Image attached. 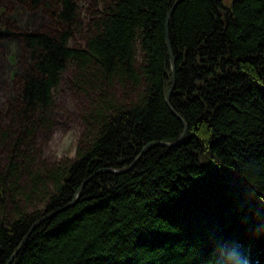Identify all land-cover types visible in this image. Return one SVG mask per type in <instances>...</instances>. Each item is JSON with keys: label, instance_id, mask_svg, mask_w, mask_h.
<instances>
[{"label": "trees", "instance_id": "obj_1", "mask_svg": "<svg viewBox=\"0 0 264 264\" xmlns=\"http://www.w3.org/2000/svg\"><path fill=\"white\" fill-rule=\"evenodd\" d=\"M2 4L53 25L0 28L26 54L0 113V264H238L237 250L264 264V0ZM172 8L170 103L187 128L166 101ZM64 81L85 97L83 129L50 162L39 140Z\"/></svg>", "mask_w": 264, "mask_h": 264}, {"label": "rangeland", "instance_id": "obj_2", "mask_svg": "<svg viewBox=\"0 0 264 264\" xmlns=\"http://www.w3.org/2000/svg\"><path fill=\"white\" fill-rule=\"evenodd\" d=\"M13 22L22 26L23 30H40L53 25L52 17L43 9L30 10L21 4L0 5V28L3 29L4 24ZM24 48L23 38L19 35H11L7 39L0 38V113L5 118L10 106L17 100L19 78L25 67ZM56 100V123L52 130L48 134H42L39 140L43 155L50 162L63 157H73L83 129L80 113L85 105V97L76 93L70 84L64 81L56 94ZM142 152L143 150L136 159L144 155ZM108 169L104 168L98 173L111 172Z\"/></svg>", "mask_w": 264, "mask_h": 264}, {"label": "water", "instance_id": "obj_3", "mask_svg": "<svg viewBox=\"0 0 264 264\" xmlns=\"http://www.w3.org/2000/svg\"><path fill=\"white\" fill-rule=\"evenodd\" d=\"M172 13H173V8L170 10V12L168 13V18H167V33H166V39H167V44H168V48H169V51H170V56H171V60H172V69H173V84H172V86L170 87V89H169V91H168V93H167V96H166V101H167V103H168V105H169V107H170V109L172 110V112L177 116V117H179L181 120H182V122L184 123V125L186 126V128H187V123H186V121L182 118V116L171 106V103H170V99H171V95H172V93H173V91H174V89H175V86H176V60H175V57H174V53H173V49H172V44H171V39H170V28H169V26H170V19H171V16H172ZM185 132H186V130L183 132V134H182V136H181V138H180V140L178 141V142H176V143H170V142H165V143H159V144H162V145H166V146H173V145H180L181 143H182V141H183V138H184V135H185ZM154 144H157V143H150V144H148V145H146L145 146V148L143 149V152H142V154H145V152L148 150V148L151 146V145H154ZM142 156V155H141ZM137 160L138 159H136L134 162H133V164L130 166V167H128V168H124V169H108L109 171H111V172H113V173H121V172H126L127 170H129V169H131L136 163H137ZM83 188V186L82 187H80L78 190H77V193H76V196H75V200H76V198H77V196L79 195V193H80V191H81V189ZM74 200V201H75ZM53 213H51V214H49L48 216H46L45 217V219H47V218H49L51 215H52ZM45 219H42V220H40L37 224H35V226H37L40 222H42L43 220H45ZM16 256V254H14V256L12 257V259L14 258ZM11 259V260H12Z\"/></svg>", "mask_w": 264, "mask_h": 264}, {"label": "clouds", "instance_id": "obj_4", "mask_svg": "<svg viewBox=\"0 0 264 264\" xmlns=\"http://www.w3.org/2000/svg\"><path fill=\"white\" fill-rule=\"evenodd\" d=\"M236 256L238 258V264H250L248 257L238 250L236 252Z\"/></svg>", "mask_w": 264, "mask_h": 264}, {"label": "bare ground", "instance_id": "obj_5", "mask_svg": "<svg viewBox=\"0 0 264 264\" xmlns=\"http://www.w3.org/2000/svg\"><path fill=\"white\" fill-rule=\"evenodd\" d=\"M30 10H32V9H30ZM20 27H21V29H23L22 26H20ZM16 35H17V34H16ZM11 108H12V105L10 106V108H9V110H8L9 112L11 111ZM8 114H9V113H8ZM81 187H82V186H81ZM81 190H82V189H81ZM11 259H12V258H11ZM13 259H14V258H13Z\"/></svg>", "mask_w": 264, "mask_h": 264}]
</instances>
